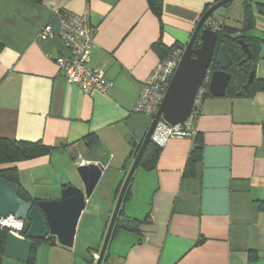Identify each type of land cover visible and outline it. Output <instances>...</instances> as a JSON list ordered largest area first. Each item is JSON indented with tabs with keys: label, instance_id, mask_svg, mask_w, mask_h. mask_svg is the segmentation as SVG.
<instances>
[{
	"label": "crops",
	"instance_id": "1",
	"mask_svg": "<svg viewBox=\"0 0 264 264\" xmlns=\"http://www.w3.org/2000/svg\"><path fill=\"white\" fill-rule=\"evenodd\" d=\"M218 1L164 0L158 18L147 0H0V138L51 148L11 165L34 200L58 199L66 186L84 189L77 168L88 163L103 167L100 181L111 174L117 192L134 163L132 144L143 143L153 122L134 108L162 60L158 48L186 49L201 17ZM85 13L97 29L89 66L113 83L108 94L70 84L56 63L67 53L63 41L58 35L39 38L46 25L57 34L61 14ZM196 131L201 151L193 176L185 170L194 137L170 139L156 168L137 169L124 218L141 224L136 232L122 230V248L103 264H250L252 255L264 264V91L208 97ZM90 136L98 139L92 148ZM92 197L73 248L43 240L27 263L1 255L0 264H93L96 244L77 252ZM111 202L97 215L93 240L101 244L116 194Z\"/></svg>",
	"mask_w": 264,
	"mask_h": 264
},
{
	"label": "water",
	"instance_id": "2",
	"mask_svg": "<svg viewBox=\"0 0 264 264\" xmlns=\"http://www.w3.org/2000/svg\"><path fill=\"white\" fill-rule=\"evenodd\" d=\"M232 1L220 0L203 14L145 140L138 148L136 142L132 144L131 156L135 157L134 163L119 193L96 264L104 263L126 194L158 121L163 119L170 125L177 126L188 120L197 93L204 84L208 70L214 61L220 68L212 74L210 94L214 98L226 96L232 80V75L228 70L233 65V61L225 46H221L215 56L219 34L213 30L203 29V26L215 11ZM197 39L200 40L198 47L196 46ZM239 44L248 59H251L253 54L249 44L244 40H240ZM255 77L256 70H253L244 90L239 92L238 96H242L244 91L250 92V86ZM136 148L138 151H135ZM77 170L83 181L84 189L68 186L61 191L60 197L54 200L25 201L19 196L20 187L17 184L0 178V217L14 216L25 221L24 238L17 237L10 232L6 233L0 228V256L27 263L36 240H54L63 247H74L87 200L92 197L102 177L103 167L88 163L79 165Z\"/></svg>",
	"mask_w": 264,
	"mask_h": 264
},
{
	"label": "built area",
	"instance_id": "3",
	"mask_svg": "<svg viewBox=\"0 0 264 264\" xmlns=\"http://www.w3.org/2000/svg\"><path fill=\"white\" fill-rule=\"evenodd\" d=\"M219 27L216 21L210 18L204 23L203 29L218 32ZM96 33V26L92 24L89 13L83 15L61 14L60 28L57 34L51 25H46L40 32L39 38L46 40L58 35L63 41L67 53L58 57L56 63L60 73L70 84L78 85L84 93L97 91L108 94L113 83L108 80L102 69L89 66L96 48ZM184 52V48H174L160 61L143 85L141 95L134 108L135 113L155 118L182 61ZM212 74V71L208 70L206 80L195 98L192 112L184 124L172 126L163 119L158 121L151 137L154 144L163 147L172 138L196 135V124L206 97L210 93ZM0 228L17 237H25L23 234L25 221L14 216L0 217Z\"/></svg>",
	"mask_w": 264,
	"mask_h": 264
},
{
	"label": "trees",
	"instance_id": "4",
	"mask_svg": "<svg viewBox=\"0 0 264 264\" xmlns=\"http://www.w3.org/2000/svg\"><path fill=\"white\" fill-rule=\"evenodd\" d=\"M35 4L42 5L48 0H27ZM149 9L158 17L161 18L163 14V3L164 0H147ZM264 1H256L254 4L257 6V11L259 13L264 14ZM228 5V4H227ZM250 8H246L245 10V18H244V24L241 29L234 28V27H228L224 24H220L219 26V38L218 43L215 50V56L217 55L219 48L221 46H225L227 52L229 53L233 65L230 67L228 72L232 75V80L230 83V86L227 89L226 96H237L238 91L242 84L247 83L248 78L253 70H256L257 68V62L259 59H261V54L263 53L264 49V39H262L260 36L252 35L251 33L256 29V21L254 19V15L252 12V5H249ZM212 18V16H211ZM213 19V18H212ZM240 40H244L245 43L249 44L251 52L253 54V57L251 59H248L247 54H245L241 48V45L239 44ZM200 45V40H196V46L198 47ZM174 49H168L165 52L162 48H158L159 53H161V59H164L169 52ZM220 67L217 65V63L214 61V63L211 65L210 69L212 73H214L216 70H218ZM251 92L247 93L245 92L244 96H254L256 93L260 91H264V79H257L255 77L254 82L250 86ZM212 97L209 93L206 97ZM194 139L196 140V146L194 150L191 153L190 159L188 161L186 170H185V176L191 177L194 175L195 170V164L196 161L200 157V151L201 147L197 143L198 139V133L194 136ZM98 139L95 136L88 137L87 140V146L89 148H92L96 143ZM161 147L157 146L153 143L151 140L148 144L147 148L145 149V152L143 154V157L140 162L139 167H143L147 170H152L156 168L159 156L161 153ZM51 151L50 147H47L43 145L40 142H26V141H13L8 139L0 138V178H4L8 180L9 182H12L14 184H17L20 187V193L19 196L28 202L31 201H38L34 200L22 187L20 183V175L18 172V169L16 167H12L11 165L16 164L21 161H26L30 159H34L46 154H49ZM138 151V150H135ZM137 153V152H135ZM123 185H120L118 187V190L116 192V200L118 199L119 193L121 191ZM66 186L65 188H67ZM130 188L128 189V192L125 197V201H128L130 199ZM264 204V203H262ZM262 209H264L262 207ZM125 213H123L122 209L120 211V215L118 217V220L116 222V226L114 229L113 235L118 234L122 230H131V231H138V228L141 224L140 221H136L133 219H128L127 217L124 218ZM7 233V231H5ZM113 237V236H112ZM112 240V239H111ZM49 241V240H45ZM50 242H55L54 240H51ZM41 241H34V245L31 251V258L33 255H35L36 247L38 244H40ZM108 258V255L106 254V257L104 259V262ZM89 261L93 264H96L94 259H89ZM250 264H259L258 258L255 255L251 256V263Z\"/></svg>",
	"mask_w": 264,
	"mask_h": 264
},
{
	"label": "rangeland",
	"instance_id": "5",
	"mask_svg": "<svg viewBox=\"0 0 264 264\" xmlns=\"http://www.w3.org/2000/svg\"><path fill=\"white\" fill-rule=\"evenodd\" d=\"M256 1H260V0H233L228 5H225L219 8L217 11H215L214 14L212 15V18L214 19V21H216L218 25L224 24L228 27L241 29L244 24L245 10L246 8H250L249 5H252L251 10L253 12L254 19L256 21V29L251 34L255 36L258 35L262 39H264V14L259 13L257 11V6L254 4V2ZM262 59L263 58L259 59V61L257 62V68H256L257 79L264 77V60ZM112 179H113L112 175L108 174V176H106L104 179L100 181L96 189V193H94L92 197L93 199L92 204L88 206V215H87L88 217L86 218L88 221L87 222L88 227H86L87 230L84 232V234L80 233V237L77 243L78 254L84 253L86 247L89 246L90 244H96L95 245L96 254L93 255V259L95 262L97 261V257L99 256L103 242L101 244L99 241L95 242L93 240L94 228L96 230L97 215L99 214L100 211L104 212L108 207L111 206L112 203L111 198L116 194L113 193L114 189L112 187V184L110 183ZM128 205H129L128 201H125L123 203L122 211L125 214L127 213L126 210ZM108 224H109V220H108ZM126 235L127 233L124 231L119 232L116 235H113L110 246L107 251V255H109L111 252H116L117 247H119L120 249L122 248L121 246L124 244V240L127 238Z\"/></svg>",
	"mask_w": 264,
	"mask_h": 264
},
{
	"label": "flooded vegetation",
	"instance_id": "6",
	"mask_svg": "<svg viewBox=\"0 0 264 264\" xmlns=\"http://www.w3.org/2000/svg\"><path fill=\"white\" fill-rule=\"evenodd\" d=\"M210 18H211V17H210ZM210 18H209V19H210ZM211 19H212V18H211ZM213 20H214V19H213ZM248 79H249V78H248ZM247 81H248V80H247ZM247 83H248V82H247ZM247 83L242 84L238 92L243 91V90H244V86H245ZM229 86H230V85H229ZM245 92H246V91H244V93H245ZM250 92H251V89H250ZM250 92H249V93H250Z\"/></svg>",
	"mask_w": 264,
	"mask_h": 264
}]
</instances>
